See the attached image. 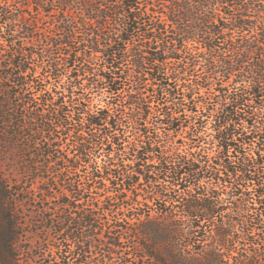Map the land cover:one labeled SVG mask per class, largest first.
I'll return each instance as SVG.
<instances>
[{"label": "trees", "instance_id": "1", "mask_svg": "<svg viewBox=\"0 0 264 264\" xmlns=\"http://www.w3.org/2000/svg\"><path fill=\"white\" fill-rule=\"evenodd\" d=\"M24 1L60 16L41 33L0 0V118L64 177L75 264H264V0ZM16 191L0 177V264L21 262Z\"/></svg>", "mask_w": 264, "mask_h": 264}, {"label": "rangeland", "instance_id": "2", "mask_svg": "<svg viewBox=\"0 0 264 264\" xmlns=\"http://www.w3.org/2000/svg\"><path fill=\"white\" fill-rule=\"evenodd\" d=\"M8 1L9 5L15 3V0ZM18 1L20 3L17 6L21 7L26 18L31 20L37 18L38 31L50 33L54 30L55 22L60 16L58 9L61 7L56 8L57 11L53 10L50 14L46 13L44 9H40L42 12L37 15L34 6L24 5V3H27L24 0ZM5 31L3 24H0V34ZM30 64L35 69V77L42 78V74L46 73V69L43 70V67L40 66L42 61L36 56L30 58ZM50 88L51 86L48 89ZM108 97V94H104L103 99L95 95L93 106L105 107L106 101L109 100ZM2 98L5 99L4 101L8 99L6 96ZM105 99L107 100L104 101ZM11 132L14 137L12 135L6 136L0 118V177L17 190L13 203L20 220L21 236L19 246L22 250L20 264H62L61 254L63 251L67 252V256H70L68 261L75 264V258H73L75 246L70 242H64V238L55 234L53 219L57 220L63 213L67 215L72 213L73 217H79L80 210L77 209L74 202L70 207L62 205L61 193L64 188L60 180H63L64 177L57 175L56 169L53 167L48 169L43 167L41 160L36 156L37 149L28 132L18 128L13 129ZM177 139H182V137L179 136ZM88 172L89 170L84 169L80 171L83 181L86 180ZM76 178V176L73 177V179ZM47 187H50V189L48 191L44 190ZM92 196L90 205L93 206L90 207L94 208L95 205L102 207L103 204L96 200V195ZM103 200L104 198L101 201ZM127 209L124 207L123 211L120 212L121 216L118 218H122L124 214L127 215ZM132 214L130 213V216ZM108 218L111 222L115 219L114 216ZM101 223L104 224V220L97 218V225L101 226ZM126 234L124 233L122 236V241L129 249L131 244L129 239L127 240ZM92 250L94 249L92 248ZM98 255L97 252L91 253L92 259L89 261L98 259Z\"/></svg>", "mask_w": 264, "mask_h": 264}]
</instances>
